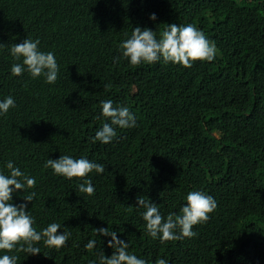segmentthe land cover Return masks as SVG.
<instances>
[{
  "label": "trees",
  "instance_id": "obj_1",
  "mask_svg": "<svg viewBox=\"0 0 264 264\" xmlns=\"http://www.w3.org/2000/svg\"><path fill=\"white\" fill-rule=\"evenodd\" d=\"M172 24L195 25L215 43V59L184 68L162 60L132 66L123 57L120 45L135 27L159 39ZM26 38L55 55V83L27 71L12 75L22 60L10 48ZM0 45V101L15 100L0 115V172L8 174L11 161L36 180L10 203L35 192L25 208L33 227L55 222L57 234L71 233L59 249L41 241V254L0 256L18 255L17 264H99V253L107 258L114 249L93 229L107 227L147 264H264V0H0ZM105 100L136 119L133 128L113 126L108 144L93 142L110 123ZM61 155L104 165V173L83 178L94 195L78 190L83 179L45 167ZM189 191L217 202L207 222L193 227L197 235L151 238L137 197L166 219L180 213ZM93 239L96 247L86 250Z\"/></svg>",
  "mask_w": 264,
  "mask_h": 264
},
{
  "label": "clouds",
  "instance_id": "obj_2",
  "mask_svg": "<svg viewBox=\"0 0 264 264\" xmlns=\"http://www.w3.org/2000/svg\"><path fill=\"white\" fill-rule=\"evenodd\" d=\"M155 20V14L149 17ZM40 41L26 38L20 44H12L10 54L16 61L11 68L13 76H21L27 71L32 78L44 76L46 83L53 84L58 78L60 71L55 55L52 52H42L39 49ZM3 46V45H0ZM122 55L129 60L130 65L138 66L141 63L151 64L162 60L164 63L181 65L191 68L194 62H211L217 55L215 43L210 41L206 35L195 25L178 26L167 25L157 39L156 33L147 28L135 27L131 37L120 45ZM15 107L12 96L0 101V115L6 114L10 108ZM102 116L110 119V123H104L102 128L96 132L94 141L108 144L117 136L113 126L120 129H129L136 126V119L127 107H114L111 100L101 102ZM99 119V117H97ZM8 174L0 172V252L20 253L35 256L41 254L38 246L41 241L47 248L59 249L66 245L71 233L62 232L61 224L50 223L42 231L34 227V220L29 212L25 211L27 203H31L36 196L30 192L23 196L25 203L13 205L10 203L15 191L25 192L33 189L36 185L35 177H30L9 161L6 164ZM46 168H50L55 175L66 179H83L89 173L95 171L97 174L105 172L102 164L94 163L84 157L75 159L68 155H61L57 160L48 159ZM78 190L89 196L95 194V188L90 179H83ZM77 193V192H76ZM138 207H143V220L146 222V232L153 238H159L161 242L193 238L197 235L193 227L197 224L206 223L209 216L217 208L215 199L202 191H189L186 196V204L182 206L179 214H168L165 219L157 205L150 202L144 196L137 197ZM179 230V234H177ZM97 236L110 237L108 247L114 249L110 257L105 258L104 253H99V264H147L136 255L127 251L129 245L124 240L118 239L116 231H109L107 227L93 229ZM86 243V242H85ZM96 240H89L82 246L92 251L96 247ZM18 255L0 256V264H17ZM92 264H96L95 261ZM155 264H168L165 259H157Z\"/></svg>",
  "mask_w": 264,
  "mask_h": 264
}]
</instances>
